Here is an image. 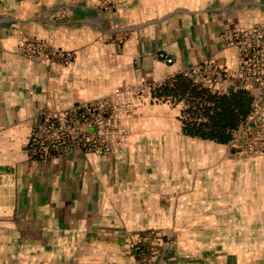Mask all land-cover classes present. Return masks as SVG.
Instances as JSON below:
<instances>
[{"label":"crops","instance_id":"1","mask_svg":"<svg viewBox=\"0 0 264 264\" xmlns=\"http://www.w3.org/2000/svg\"><path fill=\"white\" fill-rule=\"evenodd\" d=\"M107 1L114 13L96 11L100 0H0V264H64L68 253L86 254L83 264H224L225 256L239 264L254 256L239 244L224 248L216 226L235 206L197 179L205 168H193L189 141L208 139L184 132L190 116L207 122L208 94L234 93L232 85L208 93L184 74L210 63L234 72L230 34L264 25V0ZM33 39L46 54L27 50ZM59 50L72 62L53 59ZM134 84L156 88L135 103V118L120 120L127 134L113 154L28 157L34 117L110 102L115 88Z\"/></svg>","mask_w":264,"mask_h":264},{"label":"built area","instance_id":"2","mask_svg":"<svg viewBox=\"0 0 264 264\" xmlns=\"http://www.w3.org/2000/svg\"><path fill=\"white\" fill-rule=\"evenodd\" d=\"M228 44L237 50L238 61L234 72L210 63L199 67L194 73H185L184 77H194L192 81L195 86L208 92L213 91L217 83L231 84L234 93L246 92L253 103L251 111L241 123V131L247 129V133L253 135L252 140H264V117L261 114L264 108V26L231 32ZM27 45V50L31 52H35L38 47L34 44ZM37 51L47 53L41 49ZM51 57L62 64L71 59L68 54L60 52L51 54ZM158 58L166 64L172 62L163 54H159ZM155 88L153 84L126 85L113 90L110 102L99 101L76 106L58 116L34 117L25 147L28 157L45 161L72 150L100 156L111 154L114 140L127 134L120 120L135 118V103ZM224 92L220 89L215 93L221 96ZM255 150H258L257 147ZM143 247L142 243H138L133 250L142 252Z\"/></svg>","mask_w":264,"mask_h":264},{"label":"rangeland","instance_id":"3","mask_svg":"<svg viewBox=\"0 0 264 264\" xmlns=\"http://www.w3.org/2000/svg\"><path fill=\"white\" fill-rule=\"evenodd\" d=\"M115 7V4L111 1L100 0V5L98 4L95 10L102 13L106 11L114 13ZM111 23L113 24V20ZM112 35L113 38H116V36L121 38L123 33L113 32ZM27 44H34L44 52L48 50V47L43 45L44 43L40 40H28ZM56 52L64 53L60 50ZM68 55L71 57L68 62L70 63L73 56ZM199 114L197 113V115ZM261 114L264 117V108ZM190 120L194 121V118L190 116L189 120H183V124L190 123ZM252 136L245 129L236 134V140H230L226 144H219L210 140L189 141L191 142L193 168L196 164L198 166L196 169L205 168L201 171L202 175L197 179L206 180L205 187L210 188V195L223 197L225 204L231 203L235 206L231 212L225 210L224 217L221 218L222 220L220 219L223 225L216 226L218 232L225 238L224 248L228 244H239L240 248L254 252V256L240 257L239 264H249L248 261H253L254 264H264V140H252ZM122 138V136H119L118 140H114V150L111 154L124 144ZM172 147V144H168L169 150H173ZM178 147L187 146L181 144ZM255 147L258 150H255ZM205 176L207 177L205 178ZM230 238H232V241ZM212 248H215V246H212ZM71 255L70 253L65 255L64 264H70L72 260L76 259L78 264H83L82 261L89 259L86 254L84 257L81 254L82 257L79 258ZM38 259L33 258L32 264H40ZM232 259L235 262V256ZM224 260V264H228L230 258L225 256Z\"/></svg>","mask_w":264,"mask_h":264},{"label":"trees","instance_id":"4","mask_svg":"<svg viewBox=\"0 0 264 264\" xmlns=\"http://www.w3.org/2000/svg\"><path fill=\"white\" fill-rule=\"evenodd\" d=\"M207 98L214 104L211 110L206 108L204 113L201 112L207 118V122L203 124L190 122L185 125L184 132L189 136L226 144L230 141L229 131L239 126L251 111V98L246 92L221 96L208 94Z\"/></svg>","mask_w":264,"mask_h":264}]
</instances>
